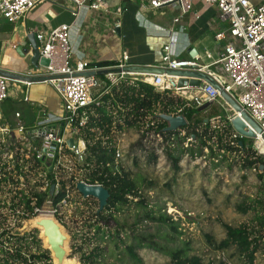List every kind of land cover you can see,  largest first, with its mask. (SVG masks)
<instances>
[{
	"label": "built area",
	"instance_id": "2783aa9c",
	"mask_svg": "<svg viewBox=\"0 0 264 264\" xmlns=\"http://www.w3.org/2000/svg\"><path fill=\"white\" fill-rule=\"evenodd\" d=\"M44 1L0 0V18L9 23H16ZM68 2L73 19H77L79 12L84 8L89 12L108 10L105 0H68ZM201 2L204 7H216L218 19L227 23L225 29L215 33V40L222 47L219 58L212 64L216 68L211 69L210 65L201 66L191 60L173 59L171 43L163 46L162 61L158 67L172 71L197 65L199 71L212 78L264 132V4L254 5L250 0H201ZM193 5L194 0H138V7L144 12H155L176 6L180 15L173 20L174 24L179 23L182 16L192 12ZM123 11L122 8H118L115 14L120 16ZM72 26L73 23H62L36 32L39 56L49 60V65L38 64L37 67H30L21 74L27 77L62 76L48 81L58 95V111L53 112L45 106H37L38 111L32 126L12 129L3 113V103L9 98L10 80L0 76V225L2 230L20 228L25 219L37 214L45 213L60 217L59 210L75 196L79 201L91 205L94 199L84 198L77 189V184L80 182L101 186L98 183L89 184L85 180L89 172L90 160L88 142L84 137L83 129L87 128L92 109L104 105V96L110 94L113 87L118 86L122 81L129 83L139 81L133 78L137 74L123 70L128 66L127 55H123L117 65L109 67L95 66L87 60L72 64L70 36ZM119 28L120 24L115 23L112 32L117 33ZM100 70H105L104 76L85 75L88 72L98 73ZM142 76L144 78L140 80L141 82L159 91H171L181 96L187 106L199 107L204 103L217 101H222L228 106L219 90L203 79L198 88L179 89L173 85V82H177V77L166 74ZM232 114L233 117L241 116L239 113L232 112ZM15 116L19 117L20 114L16 113ZM127 131L129 129L125 127L121 131L113 128V143L109 144L108 138H104L101 142L105 148L113 146L114 165L120 163L126 168L128 167L124 164V152H128L133 141H128L127 144L123 141L119 143L116 136H124ZM92 133L98 139V130L93 129ZM254 133L256 134L255 149L259 151L256 145L259 141L264 145V140L261 135L255 131ZM138 137L136 134V141ZM234 137L242 138L238 133ZM155 138L161 140L159 135ZM70 139L73 140L72 147L68 144ZM146 139H144L145 143ZM117 170L119 171L118 167ZM51 187H54L52 193H50ZM42 193H48V196L41 205H38L37 194ZM59 196L63 197L56 203L55 200ZM22 197L24 200H29V203H20L19 199ZM45 205H48L46 210ZM1 210L10 211L12 219L10 225L7 223L9 216ZM3 220L6 221L5 224L2 223ZM8 236L6 237L11 240V235Z\"/></svg>",
	"mask_w": 264,
	"mask_h": 264
},
{
	"label": "trees",
	"instance_id": "16d2710c",
	"mask_svg": "<svg viewBox=\"0 0 264 264\" xmlns=\"http://www.w3.org/2000/svg\"><path fill=\"white\" fill-rule=\"evenodd\" d=\"M115 65L117 64L113 62L99 63L100 67ZM8 100L9 98L3 103V113L9 126L12 129L20 126H32L38 108L25 100H15L14 103H16L17 108L8 110L4 106ZM215 107L221 109L217 105ZM198 108L196 105L187 106L186 101L181 96L171 91H159L141 81L133 83L122 81L118 86L111 89L110 94L104 96V105L92 109L87 128L83 129L84 137L88 142L87 150L90 160V168L85 180L89 184H100L108 190L110 197L107 206L100 212L97 210L98 203H96L97 209L91 213L93 220L85 223L86 227H82L83 229H87L88 232L93 231L101 242L109 240L114 243L116 248H119L120 244L125 245L124 250L135 261L141 260L137 250L148 247L169 255L171 260L167 264H226L217 259L205 263L202 257L190 255L189 243L182 240L180 241L183 244L181 248H169L156 241L153 235L148 236V238L147 236H135L136 243L127 244L120 234L127 224H121L116 220L115 227L111 226V220H115V211L135 205L140 212L141 221L147 220L158 225L156 234L161 235L163 240L175 241V237L169 233H173L179 239L180 235L183 234L182 230H179V221L173 220L163 211L162 207L151 200L149 193L154 189L153 181L147 177L143 178L140 174H133L132 170L123 167L120 163L114 165L113 146L105 148L101 145L104 138H108L109 144L113 143V128L121 131L125 127L139 136L133 148L146 153L148 151L144 147V139L147 138L146 143L150 144L152 141L159 140L155 138L156 135H159L160 143L163 142L160 147L163 146V154L175 175L181 171L180 162L184 154L189 153L192 157L200 156L203 148L207 149L213 158L217 159V157L222 156L221 162L227 161L226 154L239 158L240 170H258L257 176L260 185L257 193L243 197L235 206L236 212L249 215V220L237 226L223 224L225 237L219 242H214V237L211 235L206 236L215 251L221 253L231 251L229 258L236 259L238 264H257V255L259 253L264 254V170L260 172L259 168L260 165H264V157L257 154L253 145L250 144L251 142H248L246 138L234 137L237 133L224 116L216 114L212 110L213 108L206 110L207 113L204 115L205 111L200 112ZM16 113H19L20 116L16 117ZM159 115L182 116L186 124L177 130H167L168 122L160 118ZM93 129L98 130V139L92 133ZM193 136H195L194 143L197 146L185 148L183 144L187 139H193ZM240 141L243 142V146H240ZM155 150L152 148L148 154V163L151 165L156 164L158 158ZM134 163L137 164V158H134ZM173 180L176 178L174 177ZM47 196L48 193L37 194V204L41 205ZM62 197L59 196L55 202L61 201ZM19 202L28 204L29 200H24L22 197ZM162 227L169 231L162 232ZM9 231L7 229L2 230L0 225V264H42L51 261L47 251H39L42 244L38 239L37 231L23 237H16L12 247H5L3 239L9 234ZM27 238H32L31 242L36 246L33 253L29 252V245H24ZM78 248L83 264H101L100 258L104 252L103 245H92L88 239L84 240Z\"/></svg>",
	"mask_w": 264,
	"mask_h": 264
},
{
	"label": "rangeland",
	"instance_id": "374dc122",
	"mask_svg": "<svg viewBox=\"0 0 264 264\" xmlns=\"http://www.w3.org/2000/svg\"><path fill=\"white\" fill-rule=\"evenodd\" d=\"M128 6L133 10L135 6L138 7V0L129 2ZM163 10L165 9H160L155 13H150V15L157 16V13ZM22 21L24 23L26 22L24 18L17 22ZM110 23L113 24V21L111 20ZM8 32V35L12 37L13 29L11 28ZM113 35L116 34L113 33ZM215 68L213 66V69ZM51 87L53 88V86ZM10 96L9 92V100L4 105L8 110L17 108L16 103H14L15 98ZM224 107L228 113L224 109H217L216 107H213L212 110L216 114L224 116L226 120L232 118L233 111H230V107H226L225 105ZM175 129L177 130L178 127ZM132 135L136 134L133 131L131 134V130H129L124 136H116L119 143L123 141L124 144H127L128 141H133L130 144L128 152H124V164L133 171V174H140L143 178L147 177L153 181L154 189L149 193L151 200L162 207L163 211L171 216L173 220L179 221V230H182L183 234L180 235L179 239L173 233H169V235L175 237V241L163 240L161 235L156 234L158 225L147 220L141 221L139 216L140 212H138L135 205H131L120 211H115V220H111L110 222L113 228L116 225V220L121 224H127L125 229L120 233L124 242H127V244L136 243L135 236H147L148 238V236L153 235L156 241L165 244L169 248H181L183 244L180 241L182 240L189 243L190 255L202 257L205 263L217 259L226 264H238L236 259L229 258L231 251L222 253L215 251L206 236L211 235L214 237V242H219L225 237L223 224L227 223L237 226L249 220L250 216L237 213L235 206L243 197L257 193L258 186L260 185V180L257 176L258 170H240L238 164L239 158H234L232 155L226 154L227 161L221 162L223 159L222 156L217 157V159L213 158L208 153V150L203 148L200 156L192 157L189 153L184 154L180 162L181 171L175 175L163 154V146L160 147V144L163 143H160L161 140L152 141L150 144L145 143L144 147L148 151L146 153L139 149H132L133 143L136 141V137ZM246 140L251 142L250 144L253 145V148L255 147L254 139L246 138ZM194 142V139H187L183 146L185 148H195L197 145ZM256 146L264 154L263 143L259 141ZM152 148L156 149L155 153L158 156L156 164L154 165L148 163V154ZM256 151L258 155H262L258 150ZM262 156L264 157V155ZM134 158H137V164L134 163ZM174 177L176 180H173ZM96 203L98 202L94 199V201H91V205H89L87 202L79 201L75 196L59 210L60 217L57 216L56 218L66 227L68 234L72 237L68 244V259H77L83 264L78 246L82 245L84 240L89 239L92 245L101 244L104 247L103 256L100 258L101 264H167L171 260L169 255L155 249L144 247L137 250L141 260L135 261L124 250L125 245L120 244L119 248H116L114 243L109 240L101 242L94 235L93 231L88 232L87 229H83L82 227H86L85 223L92 222L91 220L93 218L91 213L92 211H96ZM47 208L48 205H45L44 209L46 210ZM1 211L9 216V222L7 223L10 225L12 221L10 211ZM2 223L5 224L6 221L3 220ZM161 231L169 230L162 227ZM31 241L32 238H27L24 245H29V252L33 253L36 246ZM3 242L5 247H12L15 243V238L13 237L12 240L5 238ZM39 251H43V246H41ZM256 263L264 264L263 253L257 255ZM42 264H52V261L43 262Z\"/></svg>",
	"mask_w": 264,
	"mask_h": 264
},
{
	"label": "crops",
	"instance_id": "0c3cea01",
	"mask_svg": "<svg viewBox=\"0 0 264 264\" xmlns=\"http://www.w3.org/2000/svg\"><path fill=\"white\" fill-rule=\"evenodd\" d=\"M132 1L135 0L129 2ZM129 2L125 9L106 5L107 11L101 9L89 12L84 8L77 19H73L68 0H45L23 17L25 23H9L0 18V70L22 74L32 67L31 47L27 36L62 23H73L70 33L72 64L84 60L95 66L106 62L118 64L123 55H127L128 66L155 67L161 64L163 46L167 43H171V55L175 60H191L201 66H212L219 58L222 47L215 40V33L225 29L227 23L218 19L216 7H204L201 0H194L193 11L174 24L173 20L180 15L176 6L163 8L165 10L159 11L155 16L150 13L157 11L144 12L136 6L133 10L130 9ZM250 2L254 5L264 4V0ZM118 8L124 10L120 16L115 14ZM111 20L113 24H120L119 33H114L116 35H113ZM11 28L12 37L8 35ZM192 49L196 51L194 58L189 55ZM18 50L22 51L23 56ZM98 73H103L99 76H104L105 70ZM133 78L140 81L144 76L135 75ZM12 83L9 82V92L14 100H25L36 107L45 106L53 112L59 110L58 95L50 84ZM216 105L227 111L222 101L212 103L206 110ZM159 117L168 121L169 127L173 128L172 122L166 118L168 116Z\"/></svg>",
	"mask_w": 264,
	"mask_h": 264
},
{
	"label": "water",
	"instance_id": "95a60500",
	"mask_svg": "<svg viewBox=\"0 0 264 264\" xmlns=\"http://www.w3.org/2000/svg\"><path fill=\"white\" fill-rule=\"evenodd\" d=\"M130 0H121L122 4L120 5V0H106V3L109 7H122L126 8L127 3ZM118 31V30H117ZM119 33V31H118ZM29 45L31 47V66L37 67V65L47 66L49 65V60L45 58H40L38 50V42L36 41L35 34H30L27 36ZM18 50V53L23 56L22 51ZM196 51L192 49L189 52L191 58H194ZM120 71V69H115ZM125 72L133 73L137 75H155V74H166L173 77H177V82H173V85L179 89H184L186 87L198 88L201 85V79L210 83L215 89L219 90L222 98L227 102L228 106L235 113L239 115H234L230 120L227 119L234 131L242 136V138L255 139L256 134L254 131L261 135V138L264 140V132L262 129L241 109L237 102H235L227 93H225L212 78L208 77L205 73L199 71L198 66L194 65L192 67H184L178 70H166L158 66L155 67H144V66H127L123 69ZM103 73H94L88 72L85 75H95ZM0 76L12 81V82H21L28 84H37V83H48L51 79L62 78V76H42V77H27L21 74L11 73L8 71L0 70ZM212 103H204L199 106L198 110L205 111L208 109ZM166 116V115H163ZM167 120L172 122V127H168L167 130H176L175 128L179 125H185L186 121L182 116L166 117ZM207 121V120H205ZM168 122V121H167ZM250 126V127H249ZM175 127V128H174ZM195 136H193V139ZM70 147L73 145V140L68 141ZM240 146H243V142H239ZM255 148V147H254ZM260 172H263L264 165H260ZM51 187L50 193L53 192ZM78 191L82 194L84 198L91 197L97 200L98 202V212L102 211L108 203L110 194L107 189L102 186H91L86 185L85 183L77 184ZM25 224L21 228L13 229L10 234L13 237H23L26 234H30L33 231L38 232V239L41 241L43 250L49 253V257L52 261V264H63L66 261H69L70 264H81L77 259H68L69 247L68 244L71 241L72 237L68 234L66 227H64L56 218V216L51 214H37L32 218L25 219Z\"/></svg>",
	"mask_w": 264,
	"mask_h": 264
},
{
	"label": "bare ground",
	"instance_id": "6f19581e",
	"mask_svg": "<svg viewBox=\"0 0 264 264\" xmlns=\"http://www.w3.org/2000/svg\"><path fill=\"white\" fill-rule=\"evenodd\" d=\"M261 142V141H260ZM63 264H70L69 261L64 262Z\"/></svg>",
	"mask_w": 264,
	"mask_h": 264
},
{
	"label": "clouds",
	"instance_id": "9594fccd",
	"mask_svg": "<svg viewBox=\"0 0 264 264\" xmlns=\"http://www.w3.org/2000/svg\"><path fill=\"white\" fill-rule=\"evenodd\" d=\"M232 112V111H231ZM255 149V148H254ZM12 237V236H11ZM14 238H16V237H14ZM13 239V237L11 238V240ZM10 240V239H9Z\"/></svg>",
	"mask_w": 264,
	"mask_h": 264
}]
</instances>
